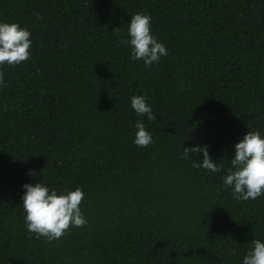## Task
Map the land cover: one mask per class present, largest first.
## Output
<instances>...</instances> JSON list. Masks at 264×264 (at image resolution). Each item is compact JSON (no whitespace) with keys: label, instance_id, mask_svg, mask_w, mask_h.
<instances>
[{"label":"trees","instance_id":"obj_1","mask_svg":"<svg viewBox=\"0 0 264 264\" xmlns=\"http://www.w3.org/2000/svg\"><path fill=\"white\" fill-rule=\"evenodd\" d=\"M136 13L167 48L150 67L119 43ZM0 22L32 34L30 58L2 67L0 264H242L264 241V195L223 185L235 144L264 135V0H0ZM196 145L220 172L193 167ZM40 181L81 187L86 225L29 233L23 185Z\"/></svg>","mask_w":264,"mask_h":264},{"label":"clouds","instance_id":"obj_2","mask_svg":"<svg viewBox=\"0 0 264 264\" xmlns=\"http://www.w3.org/2000/svg\"><path fill=\"white\" fill-rule=\"evenodd\" d=\"M113 30L119 32L118 27ZM31 35L19 23L0 22V85L6 86L2 70L4 65L16 66L30 58ZM119 43L128 44L130 59L143 60L146 67L168 55L166 46L152 35V18L146 13H136L131 17L128 38H122ZM131 107L138 115H147L149 121L156 119L144 95H133ZM135 127L134 143L138 147H148L153 143L152 134L142 121L137 120ZM234 147L235 154L231 158V167L223 177V185L232 189L233 197L237 200H255L264 195V135L259 130H249ZM195 153H203V159L199 162L194 160L193 167L211 172L221 171L222 165L210 157L207 146L184 147L185 158ZM23 188L26 190L22 196L23 209L29 233L52 241L61 238L73 226L86 225L87 220L80 208L84 199L81 187L58 191L40 181L25 183ZM242 264H264V241L252 240V248L244 255Z\"/></svg>","mask_w":264,"mask_h":264}]
</instances>
